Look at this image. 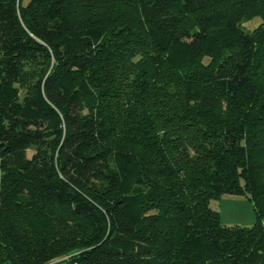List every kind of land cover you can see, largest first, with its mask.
Returning a JSON list of instances; mask_svg holds the SVG:
<instances>
[{"label":"trees","instance_id":"16d2710c","mask_svg":"<svg viewBox=\"0 0 264 264\" xmlns=\"http://www.w3.org/2000/svg\"><path fill=\"white\" fill-rule=\"evenodd\" d=\"M61 262L264 264V0H0V264Z\"/></svg>","mask_w":264,"mask_h":264},{"label":"rangeland","instance_id":"374dc122","mask_svg":"<svg viewBox=\"0 0 264 264\" xmlns=\"http://www.w3.org/2000/svg\"><path fill=\"white\" fill-rule=\"evenodd\" d=\"M258 22L257 18H252L245 20L243 25L247 30H251ZM209 205L218 211L220 222L225 226L251 227L254 224L255 212L252 202L244 195L224 194L219 199H212Z\"/></svg>","mask_w":264,"mask_h":264}]
</instances>
